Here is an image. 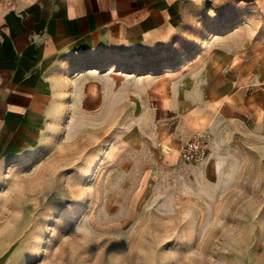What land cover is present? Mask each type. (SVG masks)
<instances>
[{
	"label": "crops",
	"instance_id": "obj_1",
	"mask_svg": "<svg viewBox=\"0 0 264 264\" xmlns=\"http://www.w3.org/2000/svg\"><path fill=\"white\" fill-rule=\"evenodd\" d=\"M70 98L100 118L127 105L176 162L204 133L201 176L264 152V44L231 27V0H0V182L44 148Z\"/></svg>",
	"mask_w": 264,
	"mask_h": 264
},
{
	"label": "rangeland",
	"instance_id": "obj_2",
	"mask_svg": "<svg viewBox=\"0 0 264 264\" xmlns=\"http://www.w3.org/2000/svg\"><path fill=\"white\" fill-rule=\"evenodd\" d=\"M231 27L264 44V0H231ZM59 106L44 148L1 178L0 264H264V152L231 153L218 180L127 105Z\"/></svg>",
	"mask_w": 264,
	"mask_h": 264
},
{
	"label": "built area",
	"instance_id": "obj_3",
	"mask_svg": "<svg viewBox=\"0 0 264 264\" xmlns=\"http://www.w3.org/2000/svg\"><path fill=\"white\" fill-rule=\"evenodd\" d=\"M208 154L207 136L199 133L178 147L179 160L190 165L201 164Z\"/></svg>",
	"mask_w": 264,
	"mask_h": 264
},
{
	"label": "clouds",
	"instance_id": "obj_4",
	"mask_svg": "<svg viewBox=\"0 0 264 264\" xmlns=\"http://www.w3.org/2000/svg\"><path fill=\"white\" fill-rule=\"evenodd\" d=\"M25 179V177H14L13 178V184L10 186L12 191L15 192H21L22 191V181ZM80 231H83V229H80Z\"/></svg>",
	"mask_w": 264,
	"mask_h": 264
},
{
	"label": "bare ground",
	"instance_id": "obj_5",
	"mask_svg": "<svg viewBox=\"0 0 264 264\" xmlns=\"http://www.w3.org/2000/svg\"><path fill=\"white\" fill-rule=\"evenodd\" d=\"M207 132V131H206ZM201 133V132H200ZM170 149V148H169ZM165 152L168 154L170 153V150H168V148L165 149Z\"/></svg>",
	"mask_w": 264,
	"mask_h": 264
}]
</instances>
